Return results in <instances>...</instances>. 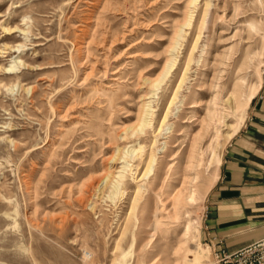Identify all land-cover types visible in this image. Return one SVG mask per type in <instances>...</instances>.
I'll list each match as a JSON object with an SVG mask.
<instances>
[{"label":"rangeland","instance_id":"374dc122","mask_svg":"<svg viewBox=\"0 0 264 264\" xmlns=\"http://www.w3.org/2000/svg\"><path fill=\"white\" fill-rule=\"evenodd\" d=\"M254 8L252 0H0V264H118L122 250L128 264H180L184 219L201 224L223 135L242 112L229 94L238 77L250 86L264 67V42L247 34ZM258 48L259 58H243ZM169 58L170 72L151 85ZM213 83L225 107L217 137L206 127ZM192 92L200 94L190 108ZM149 101L154 132L132 134ZM166 140L168 155L156 151L168 170L160 199L137 203L144 164L108 195L101 179L118 174L127 147L139 143L146 156ZM190 189L198 194L186 201ZM158 218L165 224L150 236Z\"/></svg>","mask_w":264,"mask_h":264},{"label":"crops","instance_id":"0c3cea01","mask_svg":"<svg viewBox=\"0 0 264 264\" xmlns=\"http://www.w3.org/2000/svg\"><path fill=\"white\" fill-rule=\"evenodd\" d=\"M206 194L199 231L204 245L233 253L264 238V72Z\"/></svg>","mask_w":264,"mask_h":264},{"label":"bare ground","instance_id":"6f19581e","mask_svg":"<svg viewBox=\"0 0 264 264\" xmlns=\"http://www.w3.org/2000/svg\"><path fill=\"white\" fill-rule=\"evenodd\" d=\"M252 1L255 2V8H254L255 13L258 15L263 14V16H264V0H252ZM238 7L239 6L236 5L234 7V10H236ZM258 15H255L253 18H251V20L250 19L247 20L248 21L247 22V34L248 35L257 34L260 42L263 43L264 37L262 36V34H260V32H264V22H263V17H259ZM262 48L261 49L260 48L255 49L253 51H245L243 54V58L248 60V61L253 60L254 58H259L262 55ZM258 63H262V61H259ZM241 64L246 65L248 63L245 62V63H241ZM241 64H240V66H241ZM204 65H205V63H204ZM172 66H173V59L169 58L165 62L160 75L157 78H155L154 80L149 81V83L155 87H158L160 85V83L164 80V78L168 75ZM13 67L14 66L10 65L8 67V70H11ZM240 69H241V67H240ZM263 70H264V67H262L260 65L257 66V69H255L256 80L250 86L244 85V77L243 76L237 78V81H239V83L237 85L235 84L236 87L233 90H231L229 97L233 98V100H234L233 106H232L234 109L241 104L242 112L238 116L237 120H235L234 122L227 125L228 131L226 133H224V135H223L225 142L229 141L236 134V132L240 129V127L243 123L244 117H245L247 105H248L249 101L251 100V98L256 93L258 86L260 84L261 74H262ZM200 89H202V88H200ZM210 89H211L210 99L208 100V105L205 108L206 113H207V121H208L206 124V127L207 128L211 127L212 129H214V136L217 137L218 128L224 122L223 118L225 115V113H224L225 107L223 105L222 106L219 105L220 101H221V94L218 90L220 89V87L217 86V84L213 83L210 85L209 90ZM198 94H200V93L199 92L198 93L192 92V94L190 96L191 101H189V103H190L189 107L190 108L197 106V103H198L197 95ZM238 98H240V100H239L238 104H236V101ZM172 101H173V99L170 101V103ZM152 112L153 111L151 108V101H149L147 103L144 102L141 104V106L139 108V113L137 116V122L134 126L130 127L132 134H136V133L146 134V132H150L149 131L150 129H151V132H154V129L152 128V123L150 121L151 120L150 117L153 115ZM166 116H167V113L164 114V117L161 121V124L159 125V129H158V131H156V133H158L160 128L163 125H165V124H163V120L165 119ZM193 116H194V114H193ZM174 117H177V118L179 117V119L182 118L178 114V112L174 114ZM172 129H173V127L169 124L165 126V130H164L165 133L164 134H168L165 138L171 139V137L173 135ZM155 141L156 140H154L153 143H155ZM168 141L169 140L163 141V143H162L163 146H161V147L159 146V148H157V147H155V149L151 148L149 154H147L146 156L142 151L143 147L139 143H137L136 145L127 147L125 149L124 154H121L120 158H118V160H122V167H121V170L118 172V174L110 176V177L107 176L106 178L103 177L101 179L104 182L103 189H104V187H107L105 190L108 189V191H107L108 195L113 196V194L116 193L120 189V186L125 183L126 174H128L132 179H135V177L133 176L134 175L133 169L134 168L136 169V167H138L140 164H144L143 172L139 178V181H143L144 183H143V185H138L136 190H135V195L137 196V199H138L137 203L141 200V198L144 195L151 196L153 194L157 198L160 199V197L163 194H165L166 189L168 187V183L166 182V178L168 177L167 176L168 170L166 169V165H167L166 163L162 164V163L157 162L156 151L158 150L159 152L168 155L166 153L168 151V147H169ZM207 148L212 150V144L210 143L207 146ZM216 163H217V171H218V166L220 163L219 157L217 158ZM195 178H193L192 180H194ZM160 184H161V186H160L161 194H155L157 191V187ZM212 184L213 183H211L207 187V189L204 192V195L210 189ZM196 194H198L196 189H190L185 193L184 200H186V201L194 200L196 197ZM157 210H158V208H157V206H155L154 213ZM165 218H167V217H165ZM170 218L171 217L168 216V219H170ZM174 219H177V218H174ZM164 224L165 223L160 218L155 219L152 222V224H150V231H152V234H150V236L153 235L157 230L161 229V226ZM199 226H200V223L195 218L192 219V218L188 217L187 219H184V224L182 226L181 235H180V242L178 245V249L180 251H183V255L179 261L180 264H204L203 263V257H205L207 249L205 250V248L202 247V243L199 240ZM190 228L193 229L192 238L195 242V246L187 248V244H188V240H189L187 235H188ZM164 232L166 233L167 229H165L163 231V233ZM129 253H130V250H127V251L122 250L121 253L117 256V260L119 261L118 264H128L126 261V257ZM140 264H142V263H140Z\"/></svg>","mask_w":264,"mask_h":264},{"label":"built area","instance_id":"2783aa9c","mask_svg":"<svg viewBox=\"0 0 264 264\" xmlns=\"http://www.w3.org/2000/svg\"><path fill=\"white\" fill-rule=\"evenodd\" d=\"M206 246L211 259L209 264H264V238L233 253L218 249L215 243Z\"/></svg>","mask_w":264,"mask_h":264}]
</instances>
